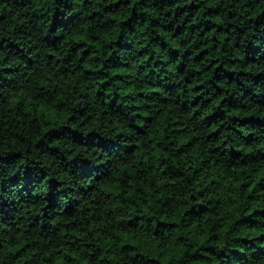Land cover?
I'll return each mask as SVG.
<instances>
[{"label": "trees", "instance_id": "16d2710c", "mask_svg": "<svg viewBox=\"0 0 264 264\" xmlns=\"http://www.w3.org/2000/svg\"><path fill=\"white\" fill-rule=\"evenodd\" d=\"M0 264H264V0H0Z\"/></svg>", "mask_w": 264, "mask_h": 264}]
</instances>
